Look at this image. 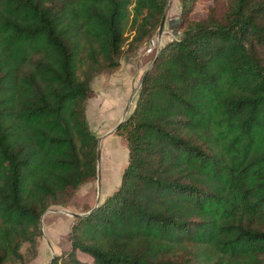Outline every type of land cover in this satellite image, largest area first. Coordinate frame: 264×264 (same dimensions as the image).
Wrapping results in <instances>:
<instances>
[{"label":"trees","instance_id":"1","mask_svg":"<svg viewBox=\"0 0 264 264\" xmlns=\"http://www.w3.org/2000/svg\"><path fill=\"white\" fill-rule=\"evenodd\" d=\"M167 2L0 0V264L35 261L43 215L98 179L92 85L154 38ZM180 3L118 129L120 186L53 264H264V0Z\"/></svg>","mask_w":264,"mask_h":264},{"label":"rangeland","instance_id":"2","mask_svg":"<svg viewBox=\"0 0 264 264\" xmlns=\"http://www.w3.org/2000/svg\"><path fill=\"white\" fill-rule=\"evenodd\" d=\"M209 7V2H200L195 8L192 18L196 20L204 19L207 16ZM180 17V0H172L168 10L161 47L179 36ZM158 47L159 39L157 32L149 43L144 44L135 53L125 56L122 59L121 68L117 72L112 75L99 76L97 80L100 81L95 80L96 82L93 83L94 96L88 103L87 115L93 132L99 138L104 137L100 145V175L99 179L86 184L76 193L73 203L74 210L69 209L70 211L82 214L80 212L85 209H93L96 206L98 197H101L102 204L120 186L123 171L128 164L129 150L123 136L119 135L118 131L114 133L110 132L121 122L128 107H130L128 117L133 112L137 99L135 91L145 73L153 64L151 62L154 53L161 48ZM123 67L131 74L133 79L132 85L123 86L125 83L124 74H119L124 71L122 70ZM115 74L121 76L117 80L122 86H113V82L110 79ZM104 79H106V82ZM125 107L126 109L124 110ZM52 219L57 222V233L50 236L45 231V223H47L48 229ZM71 221H73L71 217L62 214L48 213L46 215L44 219L45 237H43L40 244L42 245L40 262L43 260V264H49L53 257L52 250L56 254H61L69 249L70 245L63 241V238H65L64 236L69 231ZM80 256L82 259H85L83 255Z\"/></svg>","mask_w":264,"mask_h":264},{"label":"water","instance_id":"3","mask_svg":"<svg viewBox=\"0 0 264 264\" xmlns=\"http://www.w3.org/2000/svg\"><path fill=\"white\" fill-rule=\"evenodd\" d=\"M172 0H168L167 2V6H166V11H165V14L163 16V19H162V23H161V26L159 28V31H158V39H159V47L162 46V40H163V35H164V30H165V24H166V20H167V16H168V10H169V7H170V4H171ZM158 47V48H159ZM160 49V48H159ZM154 62L153 64L151 65L150 69H148V71L145 73L144 77L142 78L141 80V83L140 85L138 86V88L136 89L135 91V95L138 94L140 88L143 86V84L145 83L147 77L149 76L150 72L152 71L153 67H154ZM129 110H130V107L127 108L126 112L124 113V116L121 120V122L118 124V126L112 130L110 133H114L116 131H118V129L120 128V126L126 121V119L128 118V114H129ZM108 133V134H110ZM104 137H100L99 138V149H98V155H97V177L99 179V175H100V160H101V150H100V145L102 143V140H103ZM101 204V197H98L97 199V202H96V206L89 212L87 213H82V214H79V213H75V212H72L70 210H49L47 211L43 217H42V227L44 229V219L46 217V215L48 213H56V214H62V215H66V216H69L73 219H83L89 215H91L92 213H94L97 208L100 206ZM43 236L45 237V233L43 234ZM52 253H53V257L51 259V261L49 262V264H53L54 261L56 260L57 258V255L55 253V251L52 250Z\"/></svg>","mask_w":264,"mask_h":264},{"label":"crops","instance_id":"4","mask_svg":"<svg viewBox=\"0 0 264 264\" xmlns=\"http://www.w3.org/2000/svg\"><path fill=\"white\" fill-rule=\"evenodd\" d=\"M122 70H124L125 71V73H124V71L123 72H121V73H119V74H124L123 76H124V79H125V83H124V85L123 86H125V85H132V83H133V79H132V77H131V74L130 73H128V71L125 69V67H123L122 68ZM118 77H121V76H119V75H114L113 77H111V81L113 82V86L114 87H116V86H119L120 84H119V82H118V80H117V78ZM95 80H97V79H95ZM105 80V82H106V79H104ZM97 81H100V80H97ZM94 82H96V81H94ZM108 83V82H107ZM104 84V83H103ZM120 86H122V85H120ZM126 109V107L124 108V110ZM89 120V119H88ZM91 126V125H90ZM96 134V133H95ZM111 192V191H110ZM110 192H108V193H110ZM108 195V194H107ZM106 195V197H108ZM106 197H104V198H106ZM56 214V213H55ZM57 217H59V216H57ZM61 217V216H60ZM73 219V218H72ZM74 220L75 219H73V221H71V223H70V226H69V231H68V233L66 234V236H64L65 238H63V241H66L67 240V237H68V235H69V233H70V231H71V227H72V225H73V223H74ZM48 222V221H47ZM57 222L55 221V220H53L52 219V221L50 222V225H49V227H48V229H47V223H45V231L47 232V233H49V235L50 236H52V234H54V233H57V231H56V229H57V224H56ZM43 231H44V229H43ZM44 237V236H43ZM62 241V242H63ZM41 249H42V245H40V248H39V255H38V257H37V259L35 260V261H33L31 264H38L40 261H39V259H40V254H41ZM45 254V253H44ZM63 254V252L61 253V254H56L57 255V257L58 256H61ZM40 264H43V260L40 262Z\"/></svg>","mask_w":264,"mask_h":264}]
</instances>
